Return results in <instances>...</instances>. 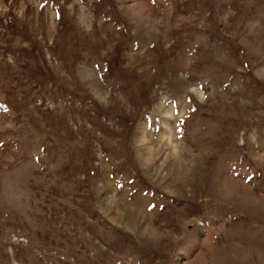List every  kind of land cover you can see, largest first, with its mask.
I'll return each mask as SVG.
<instances>
[{
    "label": "rangeland",
    "instance_id": "rangeland-1",
    "mask_svg": "<svg viewBox=\"0 0 264 264\" xmlns=\"http://www.w3.org/2000/svg\"><path fill=\"white\" fill-rule=\"evenodd\" d=\"M0 264H264V0H0Z\"/></svg>",
    "mask_w": 264,
    "mask_h": 264
}]
</instances>
